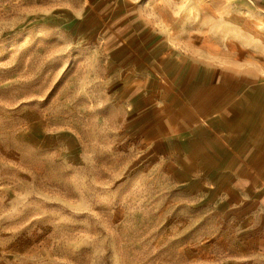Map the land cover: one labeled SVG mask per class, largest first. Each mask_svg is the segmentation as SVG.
<instances>
[{
    "label": "rangeland",
    "instance_id": "1",
    "mask_svg": "<svg viewBox=\"0 0 264 264\" xmlns=\"http://www.w3.org/2000/svg\"><path fill=\"white\" fill-rule=\"evenodd\" d=\"M199 17L196 0H0V264H264L221 180L183 167L184 90L150 57L148 32L184 48ZM220 27L216 49L264 65L260 34Z\"/></svg>",
    "mask_w": 264,
    "mask_h": 264
},
{
    "label": "crops",
    "instance_id": "2",
    "mask_svg": "<svg viewBox=\"0 0 264 264\" xmlns=\"http://www.w3.org/2000/svg\"><path fill=\"white\" fill-rule=\"evenodd\" d=\"M196 7L205 27L196 36L179 35L184 48L175 46L177 34L148 32L150 57L158 71L170 72L166 80L173 87L184 90L190 125L186 135H177L189 163L183 167L219 178L220 198L226 195L245 232L264 246V65H253L252 48L229 54L215 48L225 24V37L252 42L258 33L264 40V0H196Z\"/></svg>",
    "mask_w": 264,
    "mask_h": 264
}]
</instances>
